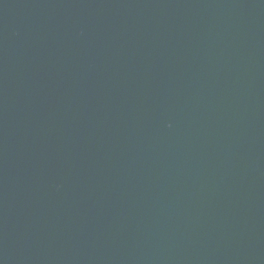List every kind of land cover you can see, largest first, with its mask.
<instances>
[{
  "label": "water",
  "instance_id": "water-1",
  "mask_svg": "<svg viewBox=\"0 0 264 264\" xmlns=\"http://www.w3.org/2000/svg\"><path fill=\"white\" fill-rule=\"evenodd\" d=\"M0 264H264V0H0Z\"/></svg>",
  "mask_w": 264,
  "mask_h": 264
}]
</instances>
